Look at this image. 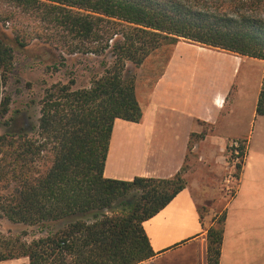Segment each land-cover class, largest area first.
<instances>
[{
    "label": "trees",
    "instance_id": "obj_1",
    "mask_svg": "<svg viewBox=\"0 0 264 264\" xmlns=\"http://www.w3.org/2000/svg\"><path fill=\"white\" fill-rule=\"evenodd\" d=\"M0 1L59 26L78 40L71 51L112 57L88 88L73 89V80L47 87L38 123L28 127L12 116L13 126L7 121L11 128L0 133V215L40 229L31 241L0 232V261L27 256L29 264H139L155 256L144 222L187 184L179 173L104 176L115 119L143 117L127 63L138 67L181 38L264 60V0ZM15 12L1 11L0 18L12 20ZM5 37L0 33L3 87L14 51ZM14 39L25 46L19 35ZM10 102L3 93L0 114L9 112ZM256 112L264 115V76ZM246 151L239 139L231 157L243 161ZM225 218L226 211L207 231V264L220 262Z\"/></svg>",
    "mask_w": 264,
    "mask_h": 264
},
{
    "label": "crops",
    "instance_id": "obj_2",
    "mask_svg": "<svg viewBox=\"0 0 264 264\" xmlns=\"http://www.w3.org/2000/svg\"><path fill=\"white\" fill-rule=\"evenodd\" d=\"M154 58V65L148 57L138 68L142 120L115 119L104 176L172 178L186 163L201 165L193 154L198 152L207 179H220L231 168L228 143L245 140L237 187L224 208L219 264H264V151L251 141L257 125L264 133V115L256 112L264 63L184 38L157 49ZM2 97L0 70V105ZM193 186L201 190L187 184L144 222L156 255L139 264H207V231L217 212H200ZM0 264H29V258Z\"/></svg>",
    "mask_w": 264,
    "mask_h": 264
},
{
    "label": "rangeland",
    "instance_id": "obj_3",
    "mask_svg": "<svg viewBox=\"0 0 264 264\" xmlns=\"http://www.w3.org/2000/svg\"><path fill=\"white\" fill-rule=\"evenodd\" d=\"M13 10L16 12L12 20L5 21L0 18V33L6 34L7 41L14 50L13 68L6 74L7 82L3 87L4 95H9L11 98L10 110L6 114H0V133L11 128L7 121H10V125L13 126L12 116H15L18 122L23 120L28 127L38 123L41 108L39 102L47 87L57 82L65 84L73 80L75 82L73 89L88 88L93 78L103 72L104 65L112 60L108 52L99 55L93 52L84 53L80 50L71 51L70 49L78 40L65 36L59 26L41 19L34 11L15 9L0 1V13ZM16 35L23 38L25 46L20 47L16 43L14 39ZM170 45L172 44L164 43L158 49ZM156 50L148 56L151 57L152 65H154ZM165 55L166 53L164 56L161 54L159 62L165 58ZM257 60L260 61L258 63H264L260 59ZM127 67L130 73L136 75L137 81L139 66L136 67L132 62H128ZM18 111L23 112V116ZM251 141L252 145L264 151V133L260 125H257L253 131ZM193 154L201 165L192 167L186 163L179 174L186 184L198 183V187L200 186L201 190L193 186L194 194L200 203V212L204 213L213 208L217 212L216 217H219L237 187L241 169L237 168L236 164L242 165L243 161L240 158L231 157L227 151V160L231 168L227 169L220 179L215 177L207 179L208 173L202 167L198 152ZM39 230L36 226L12 223L0 215V232L7 238L23 236L27 241H31L40 235ZM23 231H27L28 234L23 235Z\"/></svg>",
    "mask_w": 264,
    "mask_h": 264
},
{
    "label": "built area",
    "instance_id": "obj_4",
    "mask_svg": "<svg viewBox=\"0 0 264 264\" xmlns=\"http://www.w3.org/2000/svg\"><path fill=\"white\" fill-rule=\"evenodd\" d=\"M229 145H230V147H232V150L229 152L232 155L233 148H236L239 146V140L238 139L232 140V141H230Z\"/></svg>",
    "mask_w": 264,
    "mask_h": 264
}]
</instances>
